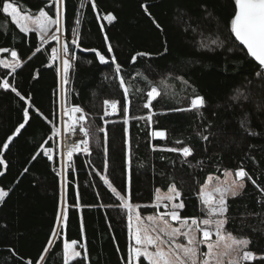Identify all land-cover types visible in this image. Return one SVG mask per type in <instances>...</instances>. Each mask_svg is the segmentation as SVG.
<instances>
[{"label":"trees","instance_id":"obj_1","mask_svg":"<svg viewBox=\"0 0 264 264\" xmlns=\"http://www.w3.org/2000/svg\"><path fill=\"white\" fill-rule=\"evenodd\" d=\"M12 2L23 11L43 9L55 17L50 0ZM108 13L116 17L111 23L102 19ZM233 15V0H64L61 35L69 48L64 59L71 63L64 83L52 59L56 42L43 43L35 31L21 33L0 10V48L17 51L21 61L14 73L0 68V83L6 79L19 92L0 88L5 161L0 187L9 191L0 204V264H64V239L86 247L87 257L77 264H127V211L102 177L121 195L130 194L131 203L141 206L140 215L156 211L157 189L175 185L185 205L180 216L201 218L198 194L207 178L240 168L252 179L245 177L241 195L227 198L225 230L251 241L247 250L255 259L243 264H264V78L256 75L264 70L231 33ZM73 39L79 47L71 44ZM92 49L108 63H101ZM113 55L129 91L127 123ZM60 78L63 106H80L89 130V152L64 164V194L58 144L51 138L59 123ZM162 79L173 83L175 91L160 88ZM152 87L160 95L145 108ZM195 95L205 98L203 108L176 111L189 108ZM105 100L118 101L120 110L105 116ZM25 107L29 122L13 136L24 123ZM150 112L151 122L146 119ZM154 131L166 135L155 137ZM9 136L13 139L4 149ZM183 147H190L191 155L169 151ZM45 148L53 150L51 160L43 155ZM62 203L68 220L52 237ZM50 238L54 243L45 253Z\"/></svg>","mask_w":264,"mask_h":264},{"label":"snow or ice","instance_id":"obj_2","mask_svg":"<svg viewBox=\"0 0 264 264\" xmlns=\"http://www.w3.org/2000/svg\"><path fill=\"white\" fill-rule=\"evenodd\" d=\"M234 2V15L230 20V31L234 34L235 39L240 42L247 50V55L252 57L258 62L259 67L264 70V0H233ZM64 0H55V18L49 15L48 11L41 9L37 15L26 14L18 8L15 2L12 0H0L2 5V12L11 18V21L17 25L21 33H28L35 31L39 33L40 39L43 43H47L48 39L46 35L49 32L51 26L55 25V32L62 31L60 27L61 14ZM146 13L148 12L147 5H141ZM83 7V4H81ZM95 8V3L92 4ZM101 18V17H98ZM103 20L111 23L116 19L114 15L108 13L102 17ZM79 20H77V24ZM153 23L155 20L153 19ZM31 26V27H30ZM103 27V25L101 26ZM156 27L161 26L156 23ZM162 30V29H161ZM74 35L76 30H73ZM53 40H58L59 37L55 34L50 37ZM105 41L108 40V36L105 35ZM215 43V41H213ZM71 44L75 47L80 45L77 39H73ZM40 49H37L39 51ZM63 53L67 55L69 48L67 43L63 45ZM87 51V49H84ZM10 50L8 48H0V53H7ZM58 49L52 48V59H57ZM91 51L95 52L101 63H108L106 57L100 54L96 49ZM108 52H112L111 44L108 45ZM147 53H137L136 56H145ZM136 56L132 57L133 62L136 60ZM12 62L5 59H0V66L5 69H10V74L16 72L21 67V61L18 57V53L15 50H11ZM75 57H73L74 59ZM111 62L115 65V72L119 78L120 87L124 92L125 103L122 106V110L125 114V123H127V113L129 107L128 101V88L125 86V80L120 76L121 65L116 63V57H111ZM71 63L69 59L63 60V73L64 83H67V76ZM258 77L264 78V71L256 73ZM0 88L9 89L17 92V89L10 85L8 80H4L0 83ZM19 95V92H17ZM160 95V92L156 87H152L147 93V103L145 108H150L152 101ZM233 99L238 100L240 96H235ZM246 99V97H245ZM106 106L110 105L112 114L120 110L119 102L116 100H105ZM206 104L205 98L200 95H195L191 99L190 106L187 109H176V111H191L203 108ZM37 112L39 110L37 109ZM79 114V115H77ZM42 115V114H41ZM63 115L67 118L64 121V131L68 136L75 134L77 128L84 133L85 137L88 135L87 129L83 126V121L86 119L83 109L78 105L66 106L64 108ZM109 115V112L105 110V116ZM142 119L144 117H141ZM29 108L23 109V120L19 127L16 128L13 136L20 133L21 129L25 127V124L29 122ZM45 119H47L45 117ZM147 121L151 122L152 113L146 117ZM107 123V121H105ZM245 121H242V126ZM58 129L53 128V136L57 135ZM104 131V129H101ZM164 131H154L153 136L165 137ZM13 136L8 137V142L3 144V148L9 147V142L12 141ZM207 139V137H204ZM88 139H83L79 143L73 145L71 143L65 144V151L68 161L73 159L74 154L89 152ZM179 143V142H178ZM52 149H44V155L51 160ZM169 151H179L187 157L191 155L192 149L190 147H183L180 149L172 148ZM36 157L34 156L33 159ZM3 153L0 152V165L4 164ZM107 165H105V168ZM27 171V169H25ZM2 174V173H0ZM59 174V173H58ZM229 177L233 174L228 173ZM233 179L228 181L227 179L220 185L212 186L209 189V185H205L200 189L201 203L206 211V218L198 219L196 217H181L179 209L185 207L183 201H178L181 193L176 189L175 185L170 186L167 195H159V189H157V195L155 196V202L152 205L157 210L163 206L165 211L158 212L156 215H150L143 218L139 213L140 205H133L130 200V194L126 198L125 195H121L112 184L109 182L106 176L102 177L104 183L112 190L115 196L120 200V207L127 211V228L129 239L133 241L128 247L127 264H142L141 258L146 260L148 264H225L227 258V264H243L244 261H252L255 259L254 253L247 250L251 241L247 238L235 237L232 233L225 231V225L228 222L227 213V198L237 197L242 194L245 188V177L252 179L248 173L243 169H237L234 173ZM209 182L212 181V177H209ZM256 183L255 180L252 181ZM9 191L0 187V204L5 202V198L8 197ZM79 199V194H77ZM68 220L67 208L65 207L62 212L57 214L56 222L57 226H66ZM171 222H178V225L174 226ZM83 227V226H82ZM60 233L57 228L52 230V237H58ZM216 239L213 240L212 237ZM181 238L186 243L181 242ZM53 239L48 240V247H45L44 252L49 251V247L53 245ZM205 245L207 251L201 252L200 246ZM78 241H63V253L64 264H77L78 259L82 256L81 251L77 250ZM83 256L87 257V249L85 246ZM41 260L44 259L42 255Z\"/></svg>","mask_w":264,"mask_h":264},{"label":"rangeland","instance_id":"obj_3","mask_svg":"<svg viewBox=\"0 0 264 264\" xmlns=\"http://www.w3.org/2000/svg\"><path fill=\"white\" fill-rule=\"evenodd\" d=\"M50 2H52L54 5H55V0H50ZM19 8V7H18ZM54 9H55V6H54ZM22 12H24V13H26V14H31V15H37L39 12H36V13H29V12H26V11H23L22 10ZM53 18H55V17H53ZM31 27V26H30ZM60 27H61V29H62V14H61V21H60ZM55 28H56V26L55 25H53V26H51L50 27V29H49V32H48V34L46 35V38L48 39V42L49 41H52L53 39H51L50 37H51V35H53V34H55V35H57L58 37H59V39L58 40H54L55 42H56V47L55 48H57L59 51H58V55H57V59H55V60H57L58 61V63H59V67H61L62 66V61H63V59L65 58V54L63 53V45H64V43H63V39H62V31L61 32H59V33H56L55 32ZM38 34V36H39V38H40V35H39V33H37ZM0 59H5V60H8L9 62H12V57H11V52H7V53H0ZM0 68L1 69H5V68H3V66H0ZM5 70H9V71H11L10 69H5ZM159 86H160V88H162V89H166L168 92H174L175 91V88H174V84L173 83H171V82H168V81H166L165 79L163 80H161V81H159ZM59 98H60V104H61V101H62V97H63V95H62V91H63V80H62V78H60V87H59ZM63 104V103H62ZM63 108H65L64 106H63ZM59 112H60V107H59ZM67 160H65V162H66ZM65 164V163H64ZM61 166V165H60ZM228 173H232L233 175L231 176V177H229L227 174ZM60 176H61V182H62V184H61V189H62V193L64 194V166L62 167H60ZM210 177H212V181L211 182H209V177L207 178V180H206V182H205V184L203 185V186H205L206 184L207 185H209V189L212 187V186H216V185H220V184H222L226 179L228 180V181H230L231 179H233V178H235L234 177V172H231V171H225L221 176H210ZM172 186V185H171ZM203 186H201V187H203ZM201 187H200V189H201ZM170 188V187H169ZM168 188V189H169ZM168 189L166 190V191H159V195H167L168 194ZM200 189H199V193H200ZM158 193H157V190L155 191V195H154V199H153V204H154V202H155V196L157 195ZM198 196H199V194H198ZM229 197H231V196H229ZM228 197V198H229ZM199 200H200V202H201V199H200V196H199ZM179 201H181L180 200V198H179V200L178 201H175V202H179ZM152 204V205H153ZM201 205H202V203H201ZM63 209H64V205H63V203L61 204V207H60V212H62L63 211ZM202 209H203V213H204V215H203V217H201V218H198V219H203V218H206V211L204 210V207H203V205H202ZM155 212L153 213V214H147V215H141L143 218H146V217H148V216H150V215H156V214H158V212H164L165 211V209H164V207L163 206H161L158 210L155 208ZM171 223H173V225L174 226H176V225H178V222H171ZM57 229H58V227H57ZM128 229V228H127ZM226 231V230H225ZM212 239L213 240H215L216 239V237L215 236H213L212 237ZM130 240V239H129ZM70 242V241H69ZM133 241H131L130 240V243H132ZM181 242L182 243H186V241L185 240H183V238H181ZM84 246L83 245V243H78V246H77V250L78 251H81V253H82V256L80 257V258H82V257H84L83 256V251H84V248L83 247H80V246ZM200 249H201V252H205V251H207V248H206V246L205 245H201L200 246ZM63 261H64V253H63ZM141 261H142V264H148V262L146 261V260H143V258H141ZM225 264H227V258L225 259Z\"/></svg>","mask_w":264,"mask_h":264},{"label":"built area","instance_id":"obj_4","mask_svg":"<svg viewBox=\"0 0 264 264\" xmlns=\"http://www.w3.org/2000/svg\"><path fill=\"white\" fill-rule=\"evenodd\" d=\"M105 110H107L109 112V115H107V116L113 115L112 114V110L110 108V105L109 106H106L105 104L103 105V114L104 115H105ZM63 112H64V108H63V104H62V101H61V104H60V112H59V123H58V127L56 128L59 131H58L57 135H55V136H53V132L51 134V138L52 139H55L57 141V144H58V154H57V157H58V159L60 161V165L62 167L64 166L65 160H67L66 151H65V144L66 143H71V144L75 145V144L79 143V141H81L83 139H88V141H89V130L85 126L84 121L82 122L83 123V126L87 129V132H88V135L86 137H85L84 133H82V132L79 131V128H77V131L75 132V134H73L71 136H68L65 133V131H64V128H65L64 121L67 118L63 115ZM116 113H114V114H116ZM77 115H79V114H77ZM43 153H44V149H43ZM77 154H84V152H80V153H77ZM44 156L48 159V157L46 155H44ZM53 156H54V153L52 151V157Z\"/></svg>","mask_w":264,"mask_h":264},{"label":"water","instance_id":"obj_5","mask_svg":"<svg viewBox=\"0 0 264 264\" xmlns=\"http://www.w3.org/2000/svg\"><path fill=\"white\" fill-rule=\"evenodd\" d=\"M234 35V34H233ZM235 37V36H234ZM243 46V45H242ZM244 47V46H243ZM246 49V48H245ZM252 58V57H251ZM64 60V59H63ZM254 60V59H253ZM255 61V60H254ZM256 62V61H255ZM258 64V62H256ZM61 71L63 72V61H62V66H61Z\"/></svg>","mask_w":264,"mask_h":264}]
</instances>
